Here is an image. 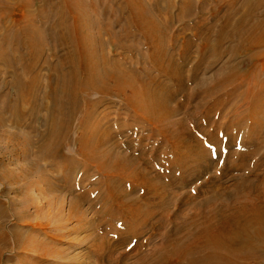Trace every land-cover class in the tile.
<instances>
[{
  "label": "rangeland",
  "instance_id": "1",
  "mask_svg": "<svg viewBox=\"0 0 264 264\" xmlns=\"http://www.w3.org/2000/svg\"><path fill=\"white\" fill-rule=\"evenodd\" d=\"M28 1L21 0L30 3L28 8L10 6L0 11V223L11 240L9 250L2 255V264L136 262L139 254L149 253L159 244V231L123 243L135 222L126 219L125 228L121 218L101 214L104 206L116 205L107 202V197L116 191L125 194L133 208L156 213L151 218L154 222L161 213L169 221L174 211L180 215L179 221L194 217L207 199L210 208L218 209L233 198V193L239 194L234 192L238 184L244 186V195L251 194L244 196L242 202L264 201V104L260 105L264 101V68L256 78L251 70L254 51L238 49L230 62L235 66L231 79L210 88L213 75L226 57L205 72L203 68L213 60L209 53H202L205 41L196 37L197 31L212 27L229 4L241 9L246 7L242 6L245 0H206L204 13L197 10L202 0H193L194 8L186 21L195 23L197 29L192 25H173L177 48L172 51L174 62L182 66L179 76L187 80L171 101L173 106L178 105L176 116L171 119L175 127L146 120L125 105L124 97H102L97 92L84 91L77 96L75 106H63L65 112L72 111L74 116L70 118L68 136L56 154L46 153L44 148L52 123L59 118L56 110L60 86L55 69L63 51L55 50L45 34L38 58L10 40L9 35L39 12L40 1ZM170 1L178 7V0ZM261 8L264 11V0ZM173 12L177 14V8ZM87 15L89 21L82 32L100 52L108 53L118 64H130L143 83L152 88L165 86L176 92L170 77L153 68L151 47L139 33L125 38L120 27L113 26L112 36L102 34L104 48L97 36L107 15H96L91 9ZM189 39L193 43L184 61L180 53ZM166 44L170 47L172 42H165V47ZM260 52V62H264V47H260ZM194 76L204 81L203 88L193 80ZM162 128L176 132L179 149L164 136ZM95 130L98 136L108 137V146L100 151L109 148L134 161V168L126 171L135 173L134 182L124 176H108L85 161L77 143ZM145 177L161 187H143L140 183ZM155 193L164 195V200L158 202ZM76 200L87 211L79 223L76 216L68 218V206ZM99 215L108 222L96 228ZM90 222L93 227L88 229L86 224ZM95 235L102 242L91 248Z\"/></svg>",
  "mask_w": 264,
  "mask_h": 264
},
{
  "label": "bare ground",
  "instance_id": "2",
  "mask_svg": "<svg viewBox=\"0 0 264 264\" xmlns=\"http://www.w3.org/2000/svg\"><path fill=\"white\" fill-rule=\"evenodd\" d=\"M39 1L41 4L39 12L32 16L33 20H29L24 27L9 36L17 47H26L33 58H38L44 48L43 34L51 40L55 50L63 51V56L55 69L60 86L57 97L59 105L56 110L59 118L53 121L49 130L45 144L47 146L44 148L46 153L56 154L59 146L68 136L70 118L72 119L74 114L72 111L65 112L63 106H75L77 96L84 91L97 92L102 97H124L122 101L125 105L146 120L153 123L157 121L171 129L172 126H176L171 119L176 116L178 105L173 106L171 101L174 100L176 93L184 89L187 80L179 76L183 68L174 62L172 51L177 49L173 43L176 41V35L171 30L175 23L183 27L192 25L197 29L195 23L186 21L194 8L193 0H178V7L176 2L172 4L170 0H167L169 3L165 0ZM29 4H24L21 0H0V11L10 6L28 8ZM206 4V0H202L197 5V10L204 13ZM261 4L262 0H245L242 6L246 7L241 9L238 7L233 9L232 5L236 4H229V9L212 27L208 29L205 27L201 32L197 31L199 35L196 37L205 41L202 53H209L213 60L212 64L203 68L205 72L226 57L223 66L213 75L210 88L222 85L231 79V72L235 66L230 62L234 60L238 49L246 48L254 51L251 70L256 78L257 72L264 68V62H260L263 55L260 47H264V19H262L264 11L261 10ZM174 8H177V14H174ZM90 9L96 15L108 17L104 28L98 33L99 44L106 47L102 34L112 36L113 26L120 27L121 36L125 38L139 33L151 47H149L151 49L149 58L154 62L153 68L170 77L176 92L168 90L165 86L159 89L158 86L152 88L148 83H143L139 73L134 71L130 64H118L117 61L110 59L108 53L100 52L96 43L91 42L82 32L89 21L87 12ZM168 41H171L172 45L169 47L166 44L165 47L164 44ZM192 43L189 39L182 47L180 53L182 60L187 61ZM196 79L194 76L193 80ZM218 79L219 81H216ZM196 82L200 87H204V81L196 80ZM150 83L154 82L150 81ZM31 85L32 83L30 88ZM263 104L264 101H261L260 105ZM2 108L0 102V109ZM256 115L257 112L251 116L254 118ZM162 131L170 143L179 149L176 145L180 143V138H175L176 132L174 130L169 132L163 128ZM77 144L85 161L102 169L108 176L109 174L124 176L134 182L135 173L133 171L126 173L135 166L132 159L130 160L125 154L110 152L109 148L100 151L101 147L108 146L106 135L100 137L95 130L91 135L82 137ZM151 183H153L151 179L145 177L140 185L147 188L151 185V189L161 187L159 184ZM234 192L239 194L234 196L233 193V198L227 201L228 203L221 204L218 209L210 208L207 199L198 214L183 221H179L180 215L174 211L175 214L169 221L165 218L166 214L161 213L160 218L154 222L151 218L156 213L133 208L127 201L126 195L119 191L107 197V202L112 206L116 205L112 208L104 206L101 214L105 213L115 219L121 218V224L125 228L123 222H126V219L135 222L136 226L129 228V234L122 240L123 243L138 240L148 233L152 236L155 230L159 231V244L149 253L139 254L136 262L131 264H264V201L261 204L242 202L243 198L251 194L244 195V186L240 184L234 187ZM154 196L157 197L158 202H162L165 198L161 193H155ZM79 205L76 200L68 206V218L76 216L78 223L87 214V211H83ZM159 208L161 209V206ZM107 222V219H102V215H99L96 228ZM86 225L88 229L93 227L91 222ZM4 232L0 223V264L3 253L11 246V240ZM51 238L55 237L51 235ZM92 240L91 248L96 247L102 238L95 235ZM42 255V260H45V253L43 252Z\"/></svg>",
  "mask_w": 264,
  "mask_h": 264
}]
</instances>
